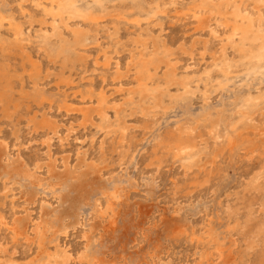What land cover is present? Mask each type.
Masks as SVG:
<instances>
[{
	"label": "rangeland",
	"instance_id": "obj_1",
	"mask_svg": "<svg viewBox=\"0 0 264 264\" xmlns=\"http://www.w3.org/2000/svg\"><path fill=\"white\" fill-rule=\"evenodd\" d=\"M94 1L40 0L36 8L32 0H0L12 14L0 38L12 40L17 26L25 39H18L24 50L0 49V263L39 255L22 236L39 224L46 249L70 254L50 264H264V62L253 55L264 52V0ZM136 67L152 77L143 92ZM102 95L108 122L84 123L82 112ZM179 134L199 146L174 158L164 142Z\"/></svg>",
	"mask_w": 264,
	"mask_h": 264
},
{
	"label": "bare ground",
	"instance_id": "obj_2",
	"mask_svg": "<svg viewBox=\"0 0 264 264\" xmlns=\"http://www.w3.org/2000/svg\"><path fill=\"white\" fill-rule=\"evenodd\" d=\"M33 2H34V5L33 6H35L36 7V5L38 6V8H39V5H38V3H39V1L40 0H32ZM62 2H64V1H66V0H61ZM96 1V0H95ZM94 1V2H95ZM100 1H102V0H100ZM103 1H105V0H103ZM198 1V0H197ZM201 1V0H200ZM228 1V0H227ZM230 1H232V0H230ZM249 2L251 1V0H248ZM257 1V0H256ZM261 2H262V0H260ZM32 2V3H33ZM61 2V3H62ZM92 2V1H91ZM93 2V3H94ZM106 2V1H105ZM121 2H123V1H121ZM125 2V1H124ZM128 2V1H127ZM126 2V3H127ZM133 2V1H132ZM193 2V1H192ZM204 2V1H203ZM213 2V1H212ZM220 2V1H219ZM223 2V1H222ZM252 2V1H251ZM31 3V2H30ZM31 3V4H32ZM43 3H45V2H43ZM50 3V2H49ZM56 3V2H55ZM65 3H67V2H65ZM92 3V4H93ZM99 3V2H98ZM120 3V2H119ZM209 4L208 5H210V2H208ZM218 3V1H216V4ZM221 3V2H220ZM230 3H232V2H230ZM229 3V4H230ZM244 3V2H243ZM243 3H241V5L243 4ZM258 3V2H257ZM51 4H53V2H51ZM97 4V3H96ZM100 4V3H99ZM227 4V3H226ZM226 4H224V5H226ZM233 6L235 7L236 5H235V2H233ZM240 4V3H239ZM238 4V5H239ZM41 5V4H40ZM43 5V4H42ZM55 5H57V4H55ZM62 5V4H61ZM64 5V4H63ZM62 5V6H63ZM72 5V4H71ZM196 5V4H195ZM223 5V4H222ZM221 5V6H222ZM223 5V6H224ZM231 5V4H230ZM238 5H237V7H238ZM255 5V4H254ZM254 5H252V7L254 6ZM264 5V4H263ZM263 5L261 6V7H263ZM48 6H50V5H48ZM197 6V5H196ZM207 6V5H206ZM211 6V5H210ZM212 6H213V4H212ZM219 6V5H218ZM228 6V5H227ZM256 6V5H255ZM258 6V5H257ZM257 6H256V8H257ZM47 7V6H46ZM58 7V6H57ZM193 7V6H192ZM198 7V6H197ZM209 7V6H208ZM215 7H216V5H215ZM220 7V6H219ZM226 7V6H225ZM236 7V8H237ZM242 7V6H241ZM259 7V6H258ZM37 8V7H36ZM52 8H53V6H52ZM52 8H51V10H52ZM55 8L56 7H54V10H55ZM61 7H59V9H60ZM63 8H66V6L65 7H63ZM84 8V7H83ZM105 8V7H104ZM158 8V7H157ZM214 8V7H213ZM224 8V7H223ZM228 7H226V9H227ZM243 8H244V6H243ZM255 8V9H256ZM264 8V7H263ZM41 10H42V8H40ZM49 9H50V7H49ZM58 9V8H57ZM56 9V10H57ZM67 10L69 9L68 7L66 8ZM96 9V8H95ZM193 9V8H192ZM226 9L223 11V12H225L226 11ZM233 9V8H232ZM235 9V8H234ZM254 9V10H255ZM65 10V9H64ZM158 10H159V8H158ZM198 10H199V8H198ZM220 10V9H219ZM231 10V9H230ZM239 10V9H238ZM244 10H245V12H246V9L244 8ZM253 10V11H254ZM257 10V9H256ZM259 10V9H258ZM257 10V11H258ZM261 10V9H260ZM43 12H44V10H42ZM41 11V12H42ZM46 11V10H45ZM48 11V10H47ZM50 11V10H49ZM53 11V10H52ZM51 11V12H52ZM70 11H72V10H70ZM80 11V10H79ZM153 11H155V10H153ZM214 11V10H213ZM221 11V10H220ZM219 11V12H220ZM255 12V13H259V12ZM56 12V11H55ZM59 12V11H58ZM57 12V13H58ZM69 12V11H68ZM75 12H76V10H75ZM232 12V11H231ZM237 12V14L239 13L238 11H236ZM77 13H80L79 15H82L81 14V12H77ZM210 13V12H209ZM212 13H214V12H212ZM211 13V14H212ZM217 13V12H216ZM226 13V12H225ZM228 13V12H227ZM263 13V12H262ZM261 13V14H262ZM10 14V13H9ZM8 13L6 14V13H4L3 11H1L0 10V25H1V23L2 22H4V21H7L8 22V19H9V16L10 15H12V14H10L9 15ZM42 14V13H41ZM48 14H50V13H47L46 15H48ZM59 14L60 13H58V16H59ZM61 14H63V13H61ZM68 14V13H67ZM194 14V13H193ZM192 14V15H193ZM196 14H198V13H196ZM195 14V16H197ZM220 15H221V13H219ZM240 14V13H239ZM238 14V15H239ZM245 13H243V15H244ZM25 15V14H24ZM54 15V14H53ZM53 15H51V16H53ZM70 15V14H69ZM72 15V14H71ZM71 15H70V17H71ZM76 15V14H75ZM74 15V16H75ZM78 15V14H77ZM205 15H206V13H205ZM208 15V14H207ZM240 15H242V14H240ZM239 15V16H240ZM242 15V16H243ZM248 15H249V13H248ZM256 15V14H255ZM258 15V14H257ZM30 16V15H29ZM28 15H27V17H29ZM43 16H44V14H43ZM42 16V17H43ZM73 15H72V17H74ZM82 16H84V15H82ZM92 16H94V15H92ZM98 16V15H97ZM199 16V15H198ZM223 16H225V15H223ZM227 16V15H226ZM230 16H233L232 15V13H230V15H229V17ZM235 16H237V15H235ZM246 16L247 15H245V18H246ZM250 16H251V14H250ZM259 16V15H258ZM260 16H262V15H260ZM26 17V16H25ZM24 17V18H25ZM54 17V16H53ZM55 17H56V15H55ZM63 17V16H62ZM77 17V16H76ZM75 17V18H76ZM85 17V16H84ZM84 17H82V18H84ZM95 17V16H94ZM202 17V16H201ZM219 17V16H218ZM221 17V16H220ZM228 17V18H229ZM34 18V17H33ZM67 18V17H66ZM65 18V19H66ZM87 18V17H86ZM206 18V17H205ZM231 18H234V16L233 17H231ZM236 18V17H235ZM234 18V19H235ZM238 18V17H237ZM244 18V17H243ZM243 18H242V20H243ZM244 18V19H245ZM248 18H251V17H248ZM261 18H263L264 19V17H261ZM51 19H53V18H51ZM59 19V18H58ZM57 19V20H58ZM62 19V18H61ZM70 19V18H69ZM251 19H253V18H251ZM257 19V18H256ZM13 20H15L14 18H13ZM25 20H27V19H25ZM30 20H31V18H30ZM54 20H55V18H54ZM60 20V19H59ZM58 20V22H61V21H59ZM97 20V19H96ZM200 20H202V18L201 19H199V21ZM225 20H226V18H225ZM241 20V19H240ZM247 20V19H246ZM258 20V19H257ZM261 20V19H260ZM16 21V20H15ZM14 21V22H15ZM32 21V20H31ZM30 21V22H31ZM67 21V20H66ZM71 21V20H70ZM88 21V20H87ZM197 21H198V18H197ZM230 21V20H229ZM233 21V20H232ZM248 21V20H247ZM250 21V20H249ZM26 22V21H25ZM34 22V21H33ZM201 22V21H200ZM199 22V23H200ZM209 22V21H208ZM207 22V23H208ZM223 22V21H222ZM235 22V21H234ZM233 22V23H234ZM241 22V21H240ZM257 22V21H256ZM264 22V21H263ZM11 23V22H10ZM9 22H8V25L10 24ZM13 23V22H12ZM16 23V22H15ZM46 23V22H45ZM52 23V22H51ZM64 23H65V20H64ZM224 23V22H223ZM233 23L231 22L230 24L233 26ZM237 23H239V22H237ZM251 23V22H250ZM258 23H259V20H258ZM260 23H262V21L260 22ZM259 23V24H260ZM3 24V23H2ZM4 24H6V23H4ZM18 23H16L15 25H17ZM47 24V23H46ZM53 24V26L55 27V25L54 24H56L57 26L59 25V24H61V23H59V24H57L56 22H54V23H52ZM63 24V23H62ZM61 24V25H62ZM67 24V23H66ZM228 24V23H227ZM235 24V23H234ZM240 24V23H239ZM248 24H249V22H248ZM33 25V24H32ZM48 25V24H47ZM46 25V26H47ZM223 25V24H222ZM226 25V24H225ZM224 25V26H225ZM238 25V24H237ZM247 26V24H244V26ZM252 25V24H251ZM21 26V25H20ZM56 26V27H57ZM203 26V25H202ZM235 26V25H234ZM244 26H243V28H244ZM261 26V25H260ZM50 27H52V26H50ZM62 27H64V25H62ZM68 27V26H67ZM67 27H64V28H67ZM79 27V26H78ZM226 27H228V26H226ZM240 28L239 29H241L242 30V27L241 26H239ZM253 27V26H252ZM8 28V27H7ZM12 28H13V26H12ZM15 28H17V26L16 27H14V30H13V34H12V37H13V39L12 40H10V39H8V38H0V49H1V51L3 52V53H6V52H9V51H11L12 50V52H13V50L15 51L16 49H20V50H22L23 48H21V46L20 45H23V44H19V41H18V36H19V32H18V30L19 29H21V27L20 28H18V30L17 29H15ZM29 28V27H28ZM235 27H233V29H234ZM238 28V27H237ZM236 28V29H237ZM246 28V27H245ZM244 28V29H245ZM251 28V26L249 27V29ZM257 28V27H256ZM261 28V27H260ZM47 29V28H46ZM59 29H61V28H59ZM68 29V28H67ZM229 29H231V28H229ZM232 29V30H233ZM235 29V30H236ZM23 30V29H22ZM27 30V29H26ZM48 30V29H47ZM74 30H75V28H74ZM246 30V29H245ZM251 30L252 29H250V30H247V31H250L251 32ZM258 30V29H257ZM260 30V29H259ZM28 31H29V29H28ZM40 31V30H39ZM54 31V30H53ZM58 31V30H57ZM56 31V33H55V31H54V33L55 34H57L58 32ZM63 31V30H62ZM78 31V30H77ZM234 31V30H233ZM240 31V30H239ZM244 31V30H243ZM254 31H255V29H254ZM1 32V31H0ZM26 32V31H25ZM32 32V31H31ZM44 32V31H43ZM43 32H41L40 34L41 35H44L43 34ZM87 32V31H86ZM230 32H231V30H230ZM264 32V31H263ZM26 33H29V32H26ZM46 33V32H45ZM48 33V32H47ZM52 33V32H51ZM75 33H76V31H75ZM79 33V32H78ZM88 33V32H87ZM229 33V32H228ZM236 33V32H235ZM242 33V32H241ZM247 33V35L245 36V38L244 39H247L248 40V35L250 36V34H249V32H246ZM261 33H262V31H261ZM1 34V33H0ZM23 34H25V33H23ZM38 34V33H37ZM50 34V33H49ZM243 34H245V32L243 33ZM255 33H253V35H254ZM256 34H258V32H256ZM256 34H255V37H257L256 36ZM3 35V34H2ZM7 35V34H6ZM9 35V34H8ZM22 35V34H21ZM29 35V34H28ZM52 35V34H51ZM49 36L50 38L52 37V36ZM54 35V34H53ZM77 34H74V36H76ZM84 35V34H83ZM86 35V34H85ZM229 35V34H228ZM238 35V34H237ZM259 35V34H258ZM23 36H25V35H23ZM22 36V37H23ZM230 36H231V34H230ZM236 36V35H235ZM240 36V35H239ZM262 36V35H261ZM3 37V36H2ZM9 37V36H8ZM11 37V38H12ZM56 37V36H55ZM65 37V36H64ZM84 37V36H83ZM82 37V38H83ZM232 37H234V36H232ZM243 37H244V35H243ZM20 38H21V36H20ZM38 38V37H37ZM59 37H57L56 39H58ZM70 38H71V36H70ZM69 38V39H70ZM76 38V37H75ZM86 38V37H85ZM242 38V37H241ZM254 37L252 36V38L251 39H253ZM261 38V37H260ZM27 39V38H26ZM42 39V38H41ZM48 39V38H47ZM227 39V38H226ZM244 39H243V41H244ZM263 39V38H262ZM20 40V39H19ZM46 40V39H45ZM49 40V39H48ZM137 40V39H136ZM135 40V41H136ZM158 40V39H157ZM228 40V39H227ZM231 40V39H230ZM20 41H22L21 43H23L24 41H25V39H24V41L23 40H20ZM43 39H42V43H43ZM56 41V40H55ZM137 41H139V40H137ZM143 41H145V40H143ZM240 41V40H239ZM250 41V40H249ZM258 41V40H257ZM259 41H261V40H259ZM27 42H29V41H27ZM41 42V41H40ZM140 43H141V41H139ZM232 42V41H231ZM238 42V41H237ZM254 42V41H253ZM26 43V42H25ZM24 43V44H25ZM82 43V42H81ZM80 43V44H81ZM158 43V42H157ZM156 43V44H157ZM244 43V42H243ZM262 43V42H261ZM260 43V44H261ZM27 44V43H26ZM47 44V43H46ZM51 44V43H50ZM49 44V45H50ZM137 44H138V42H137ZM143 44V46H144V48L146 47L145 46V42L144 43H142ZM227 44V43H226ZM233 44H235V43H233ZM44 45V44H43ZM162 45V44H161ZM230 45V44H229ZM236 45H237V43H236ZM235 45V46H236ZM241 45H243V44H241ZM257 45V44H256ZM262 45V44H261ZM46 45H44V47H45ZM52 46V45H51ZM50 46V47H51ZM138 46V45H137ZM153 46V45H152ZM223 46V45H222ZM227 46V45H226ZM49 47V48H50ZM53 47L54 46H52V49H53ZM76 47V46H75ZM140 47V46H139ZM148 47V46H147ZM229 47V46H228ZM241 46H239V48H240ZM245 47H247L246 45H245ZM255 47V46H254ZM36 48V47H35ZM155 48V47H154ZM160 48V47H159ZM163 48H164V46H163ZM163 48L161 47V49L163 50ZM230 48V47H229ZM233 48V47H232ZM231 48V49H232ZM236 48H237V46H236ZM238 48V49H239ZM244 48V47H243ZM256 48H258V47H256ZM260 48V47H259ZM258 48V49H259ZM148 49V48H147ZM146 49V50H147ZM165 49V48H164ZM248 49H249V47H248ZM19 50V51H20ZM24 50V49H23ZM38 50V49H37ZM54 50V49H53ZM79 50H80V48H79ZM145 50V49H144ZM156 50V49H155ZM154 50V52H153V54L155 53V52H157V50L155 51ZM166 50V49H165ZM169 50V49H168ZM226 50V49H225ZM239 50H241V49H239ZM26 51V50H25ZM35 51V50H34ZM50 51V50H49ZM110 51V50H109ZM143 51V50H142ZM164 51V50H163ZM242 51V50H241ZM250 51V50H249ZM11 52V53H12ZM24 52V51H23ZM76 52H78L77 50H76ZM146 52H150V51H146ZM166 51H164V53H165ZM221 52H223L222 50H221ZM235 52V51H234ZM238 52V51H237ZM248 52V51H247ZM246 52V53H247ZM14 53V52H13ZM26 53H27V51H26ZM141 53V52H140ZM151 53H152V50H151ZM159 53V52H158ZM169 53V52H168ZM224 53V52H223ZM241 53V52H240ZM244 53V52H243ZM249 53V52H248ZM252 53H253V51H252ZM47 55H48V53H46ZM51 54V53H50ZM49 54V55H50ZM147 54V53H146ZM150 54V53H149ZM56 55V54H55ZM141 55H142V53H141ZM161 55V54H160ZM237 55V54H236ZM250 55H251V52H250ZM249 55V56H250ZM253 55H254V58L259 62V61H263L264 62V52L263 51H261V50H259V51H257V52H254L253 53ZM30 56V55H29ZM28 56V57H29ZM76 56V55H75ZM143 56H144V53H143ZM148 56V55H147ZM150 56H151V54H150ZM155 56V55H154ZM156 56L158 57V55L156 54ZM165 56H166V54H165ZM220 56H222V55H220ZM245 56V55H244ZM27 57V56H26ZM160 57V56H159ZM224 57V56H223ZM247 57V56H246ZM148 58V57H147ZM149 58H151V57H149ZM161 58V57H160ZM160 58H158L159 60H161ZM218 58V57H217ZM251 58V57H250ZM253 58V57H252ZM251 58V60H253ZM29 59V58H28ZM75 59V58H74ZM73 59V60H74ZM77 59H78V57H77ZM139 59V58H138ZM153 59V58H152ZM162 59H163V57H162ZM165 59V58H164ZM222 59V58H221ZM241 59V58H240ZM240 59H239V61H240ZM245 59V58H244ZM248 59V58H247ZM6 60V59H5ZM26 60V59H25ZM145 60H147V59H144V61ZM151 60V59H150ZM149 60V61H150ZM235 60H237L236 58H235ZM246 60V59H245ZM250 60V59H249ZM250 60V61H251ZM29 61V60H28ZM30 61H31V59H30ZM29 61V62H30ZM97 61V60H96ZM162 61V60H161ZM224 61H225V59H224ZM239 61H238V63H239ZM242 61V60H241ZM34 62V61H33ZM139 62H140V60H139ZM146 62V61H145ZM144 62V63H145ZM247 62V61H246ZM257 62V63H258ZM10 63V62H9ZM12 63V62H11ZM110 63V62H109ZM160 62L158 61V63L157 64H159ZM241 63V62H240ZM249 63V62H248ZM247 63V64H248ZM142 64V63H141ZM162 64H163V62H162ZM226 64V63H225ZM228 64H230V63H228ZM235 64H236V62H235ZM234 64V65H235ZM144 65V64H143ZM142 65V66H143ZM147 65H148V63H147ZM146 64H145V66H147ZM151 65V64H150ZM154 65H156V63H154ZM161 65V64H160ZM260 65V64H259ZM35 66H36V64H34V65H32V68L33 69H31V71L32 70H34V68H35ZM145 66H144V68H145ZM149 66V65H148ZM157 66V65H156ZM155 66V67H156ZM167 66L169 67V65L167 64ZM236 66V65H235ZM247 66V65H246ZM116 67H118V64H117V66ZM135 67V66H134ZM149 67H151V66H149ZM158 67V66H157ZM216 67V66H215ZM222 67V66H221ZM223 67H225V66H223ZM242 67V66H241ZM250 67V66H249ZM251 67H252V65H251ZM249 68V69H252V68ZM257 67V66H256ZM255 67V68H256ZM264 67V66H263ZM27 67H25V69H26ZM138 67H136V69H137ZM143 68V67H142ZM142 68L140 67V69H141V71H139L138 69L136 70V71H138V78L136 79V82L138 81V84L140 85V92H143V91H145V89H146V87L148 86V84H147V86H146V81H148V80H151V78L152 77H150L149 75H148V72H147V70H144V71H142ZM147 68V67H146ZM152 68V67H151ZM228 68V67H227ZM229 68H230V65H229ZM255 68H253V70L255 69ZM2 69H4V67L2 68ZM24 69V70H25ZM173 69V68H172ZM219 69V68H218ZM261 69V68H260ZM263 69V68H262ZM23 70V69H22ZM30 70V69H29ZM117 70V69H116ZM118 70H119V67H118ZM171 70V69H170ZM169 70V71H170ZM221 70H224V69H221ZM247 70V69H246ZM4 72H1L2 74V76L5 78V75L7 74V72L5 71V70H3ZM30 71V72H31ZM38 71H39V69H38ZM149 71V70H148ZM175 71V70H174ZM174 71H172V72H174ZM250 71V70H249ZM258 71V70H257ZM33 73H34V71H32ZM154 71H152V73H153ZM156 72V71H155ZM247 72H248V70H247ZM251 72V71H250ZM249 72V73H250ZM260 72V71H259ZM259 72H257V74L259 73ZM135 73H137V72H135ZM170 73H171V71H170ZM226 73V72H225ZM253 73V72H252ZM261 73H262V71H261ZM260 73V75H262ZM264 73V72H263ZM151 74V73H150ZM167 74V73H166ZM169 74V73H168ZM227 74V73H226ZM229 74H231V73H229ZM228 74V75H229ZM10 75V74H9ZM163 75V74H162ZM171 75H173V74H171ZM223 75H224V73H223ZM252 75V74H251ZM11 76V75H10ZM165 76V75H164ZM12 77H13V75H12ZM15 77H16V75H15ZM14 77V78H15ZM18 77V76H17ZM171 77V76H170ZM174 77H176V76H174ZM208 77H209V75H208ZM252 77V76H251ZM25 78V77H24ZM30 78H31V82L33 83V86H34V90L32 91V94H33V92H34V95L35 96H37L38 95V90L40 89V88H38V82H40L41 80H40V77H39V74H38V72L35 74L34 73V75H31L30 76ZM120 78V77H119ZM156 78H159V77H156ZM182 79H185V77H181ZM16 79V78H15ZM18 79V78H17ZM166 79H167V77H166ZM180 79V78H179ZM179 79H178V82L180 83V81H179ZM211 79V78H210ZM221 79H222V77H221ZM21 80V79H20ZM40 80V81H39ZM120 80V79H119ZM159 80V79H158ZM168 80H170L169 78H168ZM190 81H191V79H189ZM214 80V79H213ZM217 80V79H216ZM218 80H220V79H218ZM5 81V80H4ZM13 81V80H12ZM114 81V80H113ZM163 81V80H162ZM183 81V80H182ZM185 81V80H184ZM202 81V80H201ZM223 81V80H222ZM7 82V81H6ZM166 82V81H165ZM177 82V83H178ZM195 82V81H194ZM197 82V81H196ZM210 82V81H209ZM226 82V81H225ZM224 82V83H225ZM118 83V82H117ZM212 83H213V81H212ZM119 84V83H118ZM137 84V85H138ZM155 84V83H154ZM164 84V83H163ZM171 84H172V82H171ZM175 84V83H174ZM219 83H217V85H218ZM223 84V83H222ZM40 85V84H39ZM68 85H70V82H69V84ZM72 85V84H71ZM156 85V84H155ZM173 85V84H172ZM177 85V84H176ZM186 85H188V84H186ZM216 85V86H217ZM225 85V84H224ZM165 86V85H164ZM171 86V85H170ZM216 86H215V88H216ZM219 86H220V88H222L223 86H221L220 84H219ZM25 87V86H24ZM67 87V86H66ZM71 87V86H70ZM75 87H76V85H75ZM122 87V86H121ZM139 87V86H138ZM157 87V86H156ZM165 87H167V86H165ZM185 87V86H184ZM189 87V86H188ZM0 88H1V86H0ZM77 88H78V86H77ZM190 88V87H189ZM212 88V87H211ZM214 88V87H213ZM22 89V88H21ZM138 89V88H137ZM224 89V88H223ZM93 89H91V91H92ZM102 90V89H101ZM116 90V89H115ZM119 90V89H118ZM122 89H120V91H121ZM155 90V89H154ZM183 90V89H182ZM90 91V92H91ZM94 91V90H93ZM104 91V90H103ZM103 91L101 92L102 94H103ZM123 91V90H122ZM150 90L148 89V92H149ZM167 91V90H166ZM2 92H4V90H2ZM79 92H81V91H79ZM89 92V91H88ZM95 92V91H94ZM98 92V91H97ZM119 92V91H118ZM147 92V91H146ZM146 92H144V93H146ZM160 92H163L162 90H160ZM169 91H167V93H168ZM188 92V91H187ZM186 92V93H187ZM5 93V92H4ZM40 93V92H39ZM101 93H99V94H101ZM105 93V92H104ZM139 93V92H138ZM152 93V92H151ZM185 93V94H186ZM1 94V93H0ZM27 94V93H26ZM90 94H92V93H90ZM153 94V93H152ZM184 94V93H183ZM188 94V93H187ZM261 94V93H260ZM43 95V94H42ZM64 95V94H63ZM83 95H85V94H83ZM87 95V94H86ZM89 95V94H88ZM87 95V96H88ZM97 95V94H96ZM106 95V94H105ZM135 95V94H134ZM138 95H140V94H138ZM146 95H148V94H146ZM154 95V94H153ZM163 95V94H162ZM170 95V94H169ZM172 95V94H171ZM180 95V94H179ZM30 96V95H29ZM70 96V95H69ZM75 96V95H74ZM86 96V97H87ZM90 96V95H89ZM99 96V95H98ZM130 96V95H129ZM158 96H159V94H158ZM161 96V95H160ZM222 96V95H221ZM248 96V95H247ZM0 97H1V95H0ZM3 97V96H2ZM43 97H45V96H43ZM82 97V96H81ZM85 97V98H86ZM94 97V96H93ZM143 97H144V95H143ZM152 97V96H151ZM156 97V96H155ZM154 97V98H155ZM40 98V97H39ZM42 98V97H41ZM73 98V97H72ZM161 98V97H160ZM160 98H158L157 97V99H160ZM166 98V97H165ZM35 99V98H34ZM62 99V98H61ZM68 99H69V97H68ZM76 99V98H75ZM84 99V98H83ZM90 99V98H89ZM143 99V98H142ZM156 99V98H155ZM175 99V98H174ZM36 100H38V99H36ZM43 100V99H42ZM41 99H40V101H42ZM45 100V99H44ZM47 100V99H46ZM50 100V99H49ZM53 100V99H52ZM59 100V99H58ZM65 101H67L66 99H64ZM81 100V99H80ZM91 100V99H90ZM90 100H88V101H90ZM95 100H96V98H95ZM107 99L104 97V95H102L101 97H100V99H98V103H97V106L95 107V108H90V109H87V107L84 109V111L82 112V117H83V119H84V123H93L94 121H96L95 119L93 120V117L94 116H97L98 117V119H99V121H100V123H99V125H98V127L99 128H104V126L103 125H105L107 122H108V118H107V115L108 114H106V111H105V109H106V103H107V101H106ZM127 100V99H126ZM149 100H151V99H149ZM249 100V99H248ZM256 100V99H255ZM39 101V100H38ZM37 101V102H38ZM39 101V102H40ZM54 101V100H53ZM61 101V100H60ZM63 101V100H62ZM84 101V100H83ZM145 101V100H144ZM157 101V100H156ZM264 101V100H263ZM51 102V101H50ZM81 102V101H80ZM163 102V101H162ZM170 102V101H169ZM246 102H248V101H246ZM43 103V102H42ZM53 103V102H52ZM51 103V104H52ZM60 103V102H59ZM65 104L63 105L67 110H70V109H72V108H70V106H72L71 105V103L69 104V103H66V102H64ZM92 103V102H91ZM154 103V102H153ZM41 104V103H40ZM54 104V103H53ZM58 104V103H57ZM85 104V103H84ZM143 104V106H145V104L144 103H142ZM157 104V103H156ZM165 104V103H164ZM242 104V103H241ZM243 104H244V102H243ZM247 104V103H246ZM39 105V104H38ZM73 105H75V104H73ZM92 105V104H91ZM94 105H95V103H94ZM147 105V104H146ZM188 105V104H187ZM39 106H42V105H39ZM142 106V107H143ZM161 106V105H160ZM260 106V105H259ZM7 107H9V105L7 106ZM58 107V106H57ZM60 107H61V105H60ZM74 107V106H73ZM93 107V106H92ZM115 107V106H114ZM147 107H148V105H147ZM162 107V106H161ZM167 107V106H166ZM247 107V106H246ZM112 108H113V106H112ZM144 108V107H143ZM150 108V107H149ZM181 108V107H180ZM216 108V107H215ZM244 108V107H243ZM9 109V108H8ZM52 109V108H51ZM175 109V108H174ZM207 109V108H206ZM10 110H11V108H10ZM60 110H62V109H60ZM65 110V109H64ZM74 110V109H73ZM73 110H72V112H73ZM76 110V109H75ZM74 110V111H75ZM82 109L80 108V110L79 111H81ZM152 110V109H151ZM155 110H156V108H155ZM244 110H245V108H244ZM261 110V109H260ZM241 111V110H240ZM240 111H238V112H240ZM246 111V110H245ZM65 112H67V111H65ZM75 112H77V111H75ZM212 112V111H211ZM242 112V111H241ZM70 113V112H69ZM114 113V112H113ZM142 113H143V111H142ZM145 113H147V112H145ZM213 113V112H212ZM247 113V112H246ZM116 114V113H115ZM114 114V115H115ZM149 114V113H148ZM153 113H151V115H152ZM240 114V113H239ZM242 114H243V112H242ZM35 115V114H34ZM143 115H145L144 113H143ZM155 115V114H154ZM247 115V114H246ZM35 117V116H34ZM44 117V116H43ZM81 117V116H80ZM36 118V117H35ZM119 118V117H118ZM34 119V118H33ZM40 119H42V118H40ZM219 119V118H218ZM238 119V118H237ZM44 120V119H43ZM43 120H41L42 122L41 123H44L43 122ZM111 120V119H110ZM120 120V119H119ZM217 120V119H216ZM220 120V119H219ZM248 120V119H247ZM32 121V120H31ZM31 121H29V122H31ZM37 121V120H36ZM49 122V121H51L50 119H48V120H45V122ZM83 121V120H82ZM122 121H124V119H122ZM213 121V120H212ZM251 121V120H250ZM35 122V121H34ZM33 122V123H34ZM53 121H51V123H52ZM110 122V121H109ZM236 122V121H235ZM238 122H239V120H238ZM32 123V122H31ZM32 123V124H33ZM38 123H40V121L38 120ZM50 123V122H49ZM96 123H98V121H96ZM112 123H114V122H112ZM116 123V122H115ZM211 123V122H210ZM213 123V122H212ZM48 124V123H47ZM56 124V123H55ZM81 124V123H80ZM79 124V125H80ZM209 124V123H208ZM234 124V123H233ZM241 124V123H240ZM38 125V124H37ZM39 125H41V124H39ZM45 125H46V123H45ZM52 125H54V124H52ZM83 125V124H82ZM119 125V124H118ZM124 125H125V123H124ZM228 125V124H227ZM244 125V124H243ZM56 126V125H55ZM55 126H53V127H51V124H50V126L48 127V126H45V129H46V127H48V128H50V130L52 131V129L54 130V131H56L55 129H54V127ZM63 126H65V125H63ZM69 126V125H68ZM71 126V125H70ZM110 126V125H109ZM114 126V125H113ZM44 127V126H43ZM110 127H112V126H110ZM40 128V127H39ZM56 128H57V126H56ZM64 128V127H63ZM68 128V127H67ZM67 128H66V131H68L67 130ZM96 128V127H95ZM94 128V129H95ZM124 128V127H123ZM231 128V127H230ZM65 129V128H64ZM73 129V128H72ZM107 129V128H106ZM120 128H118V130H119ZM229 129V128H228ZM240 129V128H239ZM60 130V129H59ZM76 130V129H75ZM157 130H159V129H157ZM214 130V129H213ZM235 130H236V127H235ZM61 131H63V130H61ZM71 131H74V130H71ZM121 131H122V128H121ZM190 131V130H189ZM192 131V130H191ZM216 131V130H215ZM226 131V130H225ZM47 132V131H46ZM50 132V131H49ZM53 132V131H52ZM51 132V133H52ZM98 132V131H97ZM117 133H118V131H116ZM125 132V131H124ZM153 132V131H152ZM232 132V131H231ZM233 132H234V130H233ZM258 132V131H257ZM56 133V132H55ZM55 133H53L54 134V136H55ZM62 133V132H61ZM65 132H63V134H64ZM73 133V132H72ZM104 133V132H103ZM110 133V132H109ZM112 133V132H111ZM113 133H115V131L113 132ZM187 134H188V131L186 132ZM192 133V132H191ZM216 133H217V131H216ZM227 133H229V132H227ZM47 134V133H46ZM58 134V133H57ZM63 134H61V136L63 135ZM69 134H71V133H69ZM105 134H107V132L105 133ZM116 134V133H115ZM125 134V133H124ZM154 134V133H153ZM218 134V133H217ZM239 134V133H238ZM59 135V134H58ZM191 135V134H190ZM190 135L189 136H185V137H183L182 135H172V136H170V137H168V139L164 142V146H166V150L169 152V153H171V155L174 157V158H177V157H181L182 155H189L193 150H194V148H195V146L197 147V145L198 144H196V145H194L195 144V142H193V140H192V137L190 138ZM221 135V134H220ZM226 135V134H225ZM95 136H96V134H95ZM115 136V135H114ZM113 136V137H114ZM118 136H119V134H118ZM127 136V135H126ZM193 136V135H192ZM256 136V135H255ZM65 137V136H64ZM116 137V136H115ZM120 137H121V135H120ZM221 137V136H220ZM219 137V138H220ZM232 137V136H231ZM258 137H261V136H258ZM263 137V136H262ZM49 138V137H48ZM94 138V137H93ZM118 138V137H117ZM122 138H123V136H122ZM196 138V137H195ZM215 138H217V137H215ZM51 138H49V141H51L50 140ZM58 139H60L61 140V138L60 137H58ZM68 139V138H67ZM119 139V138H118ZM196 140V139H195ZM1 141V140H0ZM124 141H126V139L124 140ZM122 142V141H121ZM254 142V141H253ZM103 143V142H102ZM125 143V142H124ZM123 143V144H124ZM162 143V142H161ZM49 144V143H48ZM101 144V143H100ZM104 144V143H103ZM163 144V143H162ZM0 145H2L1 143H0ZM4 145V144H3ZM6 145V144H5ZM4 145V146H5ZM4 146H2V147H4ZM199 146V145H198ZM1 147V146H0ZM119 148V147H118ZM117 148V149H118ZM121 148V147H120ZM4 149V148H3ZM6 149V148H5ZM4 149V150H5ZM7 150V149H6ZM196 151V150H195ZM196 157H198V156H196ZM193 158V157H192ZM192 158H191V160H192ZM185 159V158H184ZM183 159V160H184ZM177 160V159H176ZM186 160V159H185ZM186 161H188V160H186ZM189 163V162H188ZM210 168V167H209ZM207 169V168H206ZM27 173V172H26ZM72 173V172H71ZM261 173V172H260ZM28 175H30L29 174V172L27 173ZM27 175V176H28ZM262 175H264V174H262ZM257 177H258V175H257ZM28 178V177H27ZM262 177H260V179H261ZM255 179V178H254ZM254 181V180H253ZM262 182H263V180H262ZM254 183V182H253ZM255 183H256V181H255ZM257 185V184H256ZM258 188H261V187H258ZM257 189V188H256ZM7 191V190H6ZM9 191V190H8ZM263 191V190H262ZM107 192V191H106ZM85 193V192H84ZM87 193V192H86ZM86 195V194H85ZM62 199V198H61ZM101 205V204H100ZM118 205V204H117ZM97 206V205H96ZM106 206V205H105ZM108 206V205H107ZM113 207V206H112ZM101 208H102V206H101ZM106 208V207H105ZM103 209V208H102ZM103 210H101V212H102ZM99 213V212H98ZM100 214V213H99ZM102 214V213H101ZM61 215V214H60ZM59 215V216H60ZM104 215V214H103ZM64 216V215H63ZM2 220H3V218L2 217H0ZM30 219H31V217H29ZM0 219V220H1ZM34 221V220H33ZM100 221V220H99ZM103 222V221H102ZM2 225H6V222H4V221H2ZM29 223V222H28ZM78 223V222H77ZM100 223V222H99ZM257 223V222H256ZM261 223V222H260ZM27 224V223H26ZM31 224V223H30ZM29 225V224H28ZM63 225V224H62ZM80 225V224H79ZM264 225V224H263ZM46 226V225H45ZM260 226H261V224H260ZM10 227V226H9ZM9 227H7L8 229H10ZM12 227V226H11ZM35 228H33L30 232L26 229V226H25V229H24V232H23V238H25V240L27 241V242H29V243H31V244H35V245H37V249H38V252H39V255H37V256H35L34 258H29V256H28V258L30 259V260H28V261H24V262H22V263H20V262H17V261H15V259L14 260H8L7 259V261H1V263L0 264H44V263H46V264H50V262L51 261H56V260H63V261H68L70 258H69V256L68 255H70L69 253H68V255L66 254V253H64V252H59V251H50V250H48V249H46V247H45V233L43 232V231H41L40 229H41V227L39 226V224L37 225H35L34 226ZM78 227V226H77ZM6 228V229H7ZM4 230V229H3ZM14 229H12L11 228V231H13ZM60 230V229H59ZM232 230V229H231ZM5 231V230H4ZM91 231V230H90ZM92 232H93V230H92ZM15 233H17V231L15 230ZM100 233V232H99ZM19 234V233H18ZM18 234H15L14 236H16L17 237V235ZM11 236V235H10ZM20 236V235H19ZM21 237V236H20ZM51 237V236H50ZM11 239V238H10ZM263 239V238H262ZM13 240V239H12ZM24 240V239H23ZM24 240V241H25ZM13 241H16L15 239L13 240ZM26 242V243H27ZM93 242V241H92ZM28 244V243H27ZM1 247V246H0ZM2 248V247H1ZM4 248V247H3ZM61 249V248H60ZM5 252V250L3 249V250H1V253H4ZM227 251V250H226ZM0 253V254H1ZM84 253V252H83ZM86 253V252H85ZM35 254V253H34ZM81 255V254H80ZM84 255V254H83ZM87 255V254H86ZM206 256V255H205ZM86 257V256H85ZM87 257H90V256H87ZM77 258V257H76ZM94 258V257H93ZM81 259V258H80ZM83 259V258H82ZM27 260V259H26ZM86 260V259H85ZM260 260V259H259ZM263 261V260H262ZM63 263V262H62ZM96 264V263H95ZM102 264V263H101ZM198 264V263H197Z\"/></svg>",
	"mask_w": 264,
	"mask_h": 264
}]
</instances>
